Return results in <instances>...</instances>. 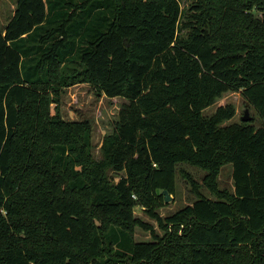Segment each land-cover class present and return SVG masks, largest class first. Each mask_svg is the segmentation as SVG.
<instances>
[{
	"label": "trees",
	"instance_id": "trees-1",
	"mask_svg": "<svg viewBox=\"0 0 264 264\" xmlns=\"http://www.w3.org/2000/svg\"><path fill=\"white\" fill-rule=\"evenodd\" d=\"M180 2L15 0L0 29V264H264V0ZM79 84L126 101L98 161L90 122L60 113ZM227 92L259 127L225 124L231 104L203 116ZM177 164L204 175L180 170L195 200L161 217Z\"/></svg>",
	"mask_w": 264,
	"mask_h": 264
},
{
	"label": "rangeland",
	"instance_id": "rangeland-1",
	"mask_svg": "<svg viewBox=\"0 0 264 264\" xmlns=\"http://www.w3.org/2000/svg\"><path fill=\"white\" fill-rule=\"evenodd\" d=\"M188 2L189 0H181V7H185ZM14 8L15 0H0V29H3L8 23L13 14ZM246 102L247 101L239 92H227L218 98L214 105L205 109L203 111V116H211L220 105L231 104L235 109V116L230 121L225 122V124L241 123V117L243 116L244 110L248 108L249 116L251 119L253 118L251 123L257 128L260 126V119L251 106H246ZM124 103H126V101L122 98L109 99L103 94H97L89 85L79 84L63 91L60 113L64 120H88L90 122L92 130L91 154L92 157L98 161L101 159L99 150L101 141L105 135L112 132L114 123L118 118V112ZM180 170L189 173L198 183L201 182L204 175V171L200 168L189 164H177L175 194L171 195V200L157 211L161 217L168 216L184 205L190 204L195 200V195L192 193L190 185L180 174ZM108 175L113 177L114 181H117L119 177L123 176V173L115 174L112 171H109ZM218 184L222 189L232 190L230 164L222 167L218 177ZM201 193L207 197L213 198L203 188L201 189ZM134 215L142 221L152 225L159 236L163 235V232L157 228L156 223L147 217L140 207L134 209ZM134 239L136 242H148L152 240L150 233L139 227L135 228Z\"/></svg>",
	"mask_w": 264,
	"mask_h": 264
},
{
	"label": "water",
	"instance_id": "water-1",
	"mask_svg": "<svg viewBox=\"0 0 264 264\" xmlns=\"http://www.w3.org/2000/svg\"><path fill=\"white\" fill-rule=\"evenodd\" d=\"M246 106H249V103L248 102H246ZM248 112H249V110H248V108H246L244 110L243 116L241 117V121L242 122H249L251 120V117L249 116V113ZM156 192H157V194L160 193L159 190H156ZM162 194L164 195V201H165V203H168L171 200V195L168 194L166 191H163Z\"/></svg>",
	"mask_w": 264,
	"mask_h": 264
},
{
	"label": "crops",
	"instance_id": "crops-1",
	"mask_svg": "<svg viewBox=\"0 0 264 264\" xmlns=\"http://www.w3.org/2000/svg\"><path fill=\"white\" fill-rule=\"evenodd\" d=\"M13 15V14H12Z\"/></svg>",
	"mask_w": 264,
	"mask_h": 264
}]
</instances>
